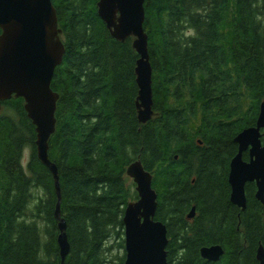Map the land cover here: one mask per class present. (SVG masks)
<instances>
[{
	"label": "trees",
	"instance_id": "16d2710c",
	"mask_svg": "<svg viewBox=\"0 0 264 264\" xmlns=\"http://www.w3.org/2000/svg\"><path fill=\"white\" fill-rule=\"evenodd\" d=\"M51 1L65 47L50 84L59 98L48 140L64 264H123V212L138 198L126 174L134 160L152 174L167 264H258L264 202L247 183L245 209L232 204L228 172L234 137L255 124L264 100V0H144L153 101L145 123L133 37L110 35L98 0ZM35 140L23 98L1 101L0 264H61L54 178ZM211 244L224 249L216 262L199 252Z\"/></svg>",
	"mask_w": 264,
	"mask_h": 264
},
{
	"label": "water",
	"instance_id": "95a60500",
	"mask_svg": "<svg viewBox=\"0 0 264 264\" xmlns=\"http://www.w3.org/2000/svg\"><path fill=\"white\" fill-rule=\"evenodd\" d=\"M97 14L110 35L119 41L133 37L136 60L137 118L145 123L153 115L151 65L147 34L143 28L144 0H98ZM0 102L12 96L24 100V109L35 127L36 152L51 171L57 194L55 217L61 264L69 252L64 219L60 216V188L56 166L48 157V140L55 131L56 104L59 94L50 84L55 68L62 63L65 47L59 38L56 10L51 0H0ZM264 100L259 104L256 122L234 137L237 152L229 162L230 202L242 210L246 207L245 186L255 184V198L264 202ZM248 159H243V153ZM126 174L135 184L138 198L129 201L123 212V264H167V229L155 219L157 193L152 174L140 160L131 162ZM192 206L187 218H193ZM203 259L216 262L224 254L220 244L202 246ZM258 264H264V248L256 250Z\"/></svg>",
	"mask_w": 264,
	"mask_h": 264
},
{
	"label": "rangeland",
	"instance_id": "374dc122",
	"mask_svg": "<svg viewBox=\"0 0 264 264\" xmlns=\"http://www.w3.org/2000/svg\"><path fill=\"white\" fill-rule=\"evenodd\" d=\"M27 156H28V150L25 149L24 150V154H23V159H22V165L25 167L26 162H27ZM122 251H124V248L122 249Z\"/></svg>",
	"mask_w": 264,
	"mask_h": 264
},
{
	"label": "flooded vegetation",
	"instance_id": "af4514ba",
	"mask_svg": "<svg viewBox=\"0 0 264 264\" xmlns=\"http://www.w3.org/2000/svg\"><path fill=\"white\" fill-rule=\"evenodd\" d=\"M244 154V153H243Z\"/></svg>",
	"mask_w": 264,
	"mask_h": 264
}]
</instances>
